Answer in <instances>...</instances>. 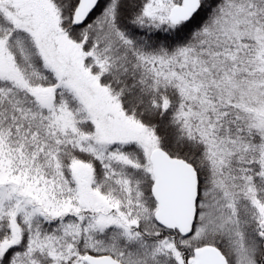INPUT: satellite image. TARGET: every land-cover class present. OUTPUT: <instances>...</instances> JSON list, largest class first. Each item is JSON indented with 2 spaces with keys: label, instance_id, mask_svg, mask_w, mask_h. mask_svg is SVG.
<instances>
[{
  "label": "snow or ice",
  "instance_id": "snow-or-ice-1",
  "mask_svg": "<svg viewBox=\"0 0 264 264\" xmlns=\"http://www.w3.org/2000/svg\"><path fill=\"white\" fill-rule=\"evenodd\" d=\"M0 264H264V0H0Z\"/></svg>",
  "mask_w": 264,
  "mask_h": 264
}]
</instances>
